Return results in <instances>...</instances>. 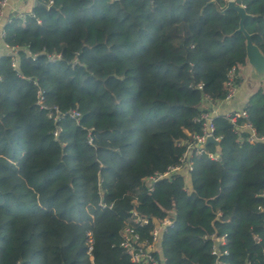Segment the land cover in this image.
Returning <instances> with one entry per match:
<instances>
[{
    "label": "trees",
    "instance_id": "1",
    "mask_svg": "<svg viewBox=\"0 0 264 264\" xmlns=\"http://www.w3.org/2000/svg\"><path fill=\"white\" fill-rule=\"evenodd\" d=\"M226 3L36 0L34 18L4 25L15 55L0 57V264H131L122 230L150 241L164 219L159 264H264V142L237 131L248 123L264 136V88L246 118L213 117L219 149L204 152L218 161L193 156L187 179L147 182L180 165L232 69L230 84H241L245 40L236 13H220ZM237 3L264 56V0ZM53 108L79 117L54 123Z\"/></svg>",
    "mask_w": 264,
    "mask_h": 264
},
{
    "label": "built area",
    "instance_id": "2",
    "mask_svg": "<svg viewBox=\"0 0 264 264\" xmlns=\"http://www.w3.org/2000/svg\"><path fill=\"white\" fill-rule=\"evenodd\" d=\"M227 1H233L236 4L237 2H240V0H226ZM8 0H1L0 1V14L2 8L6 5ZM51 3V2H50ZM242 6L241 4H238ZM244 8V6H242ZM34 18V14L30 13L28 15H19L17 18L22 23L25 22L26 18ZM3 36V32H2ZM10 49V48H9ZM8 55H11L14 57L15 51L10 49V53ZM59 57L55 56L51 59V61L58 60ZM12 66H16V60L15 58L12 60ZM234 74V69H232L229 73V82L226 84L228 86V92L223 101H229L232 99L235 87H233L230 84V79L232 78ZM37 104L41 107H43V97L38 92L37 94ZM206 104L203 105V107ZM66 116H69L70 118L77 119L79 117V114L76 111H69L67 114H60L56 108H53L51 111L49 118H51L54 123L60 121L61 119L65 118ZM226 119H228L232 124H235L238 119L246 118V112L242 110L229 112L223 115ZM213 116L211 112L208 114H202L201 120L203 121L202 129L200 134H194L191 135L190 143L186 145V151L182 158L180 159V165L169 168L164 174L162 175H155L154 177L148 178L147 182L150 184H154L158 179L168 176L171 173L178 172L181 168L186 169V172H190L192 170V157L193 156H200V155H206L208 159L212 161H218L219 156L217 153H205L204 148H202V145L205 143L206 139L208 137L213 138L216 142L219 143V138L214 136V126L212 123ZM237 131L242 132L245 131L247 133L246 140L253 144L257 142H264V136H258L255 132V130L251 127L248 123H243V125L239 126L237 128ZM236 131V132H237ZM57 136V130L53 133V137L56 138ZM88 142L90 143L91 140L88 138ZM101 208H105V205L99 204ZM111 208V205L108 207ZM132 217L135 218V223L138 224V226H146L148 224V219L146 218H139L137 214L132 211L131 212ZM172 225L171 221L169 219H164L162 221H155L154 227L152 231L150 232V241L142 240L140 235L134 231L131 227H125L121 232V240L119 243V247L123 250V252L128 257V260L131 264H159L161 262V256L160 258L155 256V253H160L159 249V238L162 232H164L167 227H170ZM86 240H87V249L88 252L92 250L93 245V239H92V233L90 231L86 232ZM215 246L212 249L211 254L212 255H218V250L216 248V245H225V236H222L219 239H215ZM161 260V261H160Z\"/></svg>",
    "mask_w": 264,
    "mask_h": 264
},
{
    "label": "crops",
    "instance_id": "3",
    "mask_svg": "<svg viewBox=\"0 0 264 264\" xmlns=\"http://www.w3.org/2000/svg\"><path fill=\"white\" fill-rule=\"evenodd\" d=\"M35 3L36 0H8L6 5L2 8L0 14V57L7 56L10 53V49L5 45L2 39L4 25L9 22L12 17L33 13L32 9ZM251 74L253 77L250 76ZM237 76L241 79V84L235 89L232 99L229 101H221L216 105L210 106L213 116L242 110L248 99L264 88V77L255 76L253 69L247 62L243 67L239 68ZM205 106L208 107L209 105L206 104ZM179 171L185 174L184 168H181ZM185 176L187 179L188 176L186 174Z\"/></svg>",
    "mask_w": 264,
    "mask_h": 264
},
{
    "label": "water",
    "instance_id": "4",
    "mask_svg": "<svg viewBox=\"0 0 264 264\" xmlns=\"http://www.w3.org/2000/svg\"><path fill=\"white\" fill-rule=\"evenodd\" d=\"M228 11L235 12L239 19L238 28L235 33L242 34L245 40L246 62L251 66L257 76L264 77V56L252 43L251 35H249L244 29V22L247 18H249V15L246 14L242 6L236 4L233 1H227L225 8L220 13L223 14ZM208 144L214 145L216 150L219 149V143L211 137H208L206 139L205 143L202 145V148H205Z\"/></svg>",
    "mask_w": 264,
    "mask_h": 264
},
{
    "label": "rangeland",
    "instance_id": "5",
    "mask_svg": "<svg viewBox=\"0 0 264 264\" xmlns=\"http://www.w3.org/2000/svg\"><path fill=\"white\" fill-rule=\"evenodd\" d=\"M254 74H255V76H257L255 72H254ZM250 76L253 77L252 74ZM257 77H259V76H257Z\"/></svg>",
    "mask_w": 264,
    "mask_h": 264
}]
</instances>
